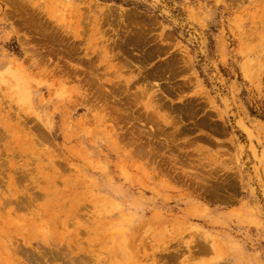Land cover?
<instances>
[{"label":"rangeland","instance_id":"374dc122","mask_svg":"<svg viewBox=\"0 0 264 264\" xmlns=\"http://www.w3.org/2000/svg\"><path fill=\"white\" fill-rule=\"evenodd\" d=\"M0 264H264V0H0Z\"/></svg>","mask_w":264,"mask_h":264}]
</instances>
